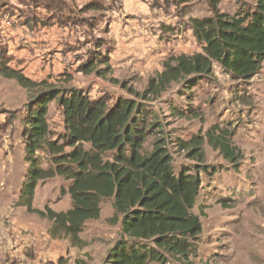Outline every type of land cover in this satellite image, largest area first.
Segmentation results:
<instances>
[{
    "label": "rangeland",
    "instance_id": "rangeland-1",
    "mask_svg": "<svg viewBox=\"0 0 264 264\" xmlns=\"http://www.w3.org/2000/svg\"><path fill=\"white\" fill-rule=\"evenodd\" d=\"M10 2L0 0V19L10 15L6 24L12 28L19 14L28 28L59 25L74 34L68 57L42 62L20 57L15 54L20 50L14 49L8 55L11 65L22 66L25 76L37 83L81 90L91 99L104 96L110 104L119 97L132 98L129 90L144 91L170 57L200 52L189 21L212 14L210 0H20L25 6L18 10ZM255 4L256 0H221L219 11L233 15ZM0 43L8 51L4 41ZM90 63L94 71L82 72L80 67ZM180 89L173 85L159 100L147 102L156 115L150 118L155 127L146 150L155 140H165L176 170L193 166L197 163L179 144L205 136L218 125L230 131L241 155L235 166L207 141L204 144L202 166L207 172L200 173L202 186L193 209L202 233L188 264H264V65L248 81L234 80L216 67L214 75L192 91L181 95ZM33 93L0 77V264H103L121 231L112 200L102 203L98 220L85 224L79 245L62 235L52 237L50 220L17 204L29 167L20 145ZM47 118L53 133L63 132L62 109L56 101ZM10 151L12 158L6 161L5 152ZM43 158L47 169L48 158ZM69 185L60 177L41 181L33 207L68 211ZM167 264H175L174 259Z\"/></svg>",
    "mask_w": 264,
    "mask_h": 264
},
{
    "label": "trees",
    "instance_id": "trees-1",
    "mask_svg": "<svg viewBox=\"0 0 264 264\" xmlns=\"http://www.w3.org/2000/svg\"><path fill=\"white\" fill-rule=\"evenodd\" d=\"M220 1L210 0V16L189 21L200 52L170 57L144 91L129 90L132 98L119 97L112 104L104 96L91 99L81 90L33 81L11 66L7 48L0 43V77L34 92L23 120L24 161L29 167L17 204L50 220L52 237L62 235L79 245L85 224L98 220L102 203L112 200L121 231L103 264H167L171 259L175 264L190 263L202 233L193 209L202 186L200 173L207 172L202 166L204 144L207 141L235 166L241 155L230 131L214 125L205 136L179 144L197 164L176 170L165 140H155L150 151L145 148L155 127L150 118L156 115L147 102L159 100L173 85H180V94L185 95L213 76L216 67L242 81L262 70L264 0L233 15L219 11ZM91 66L80 69L93 72ZM54 101L62 109L60 134L53 133L47 118ZM43 155L48 158L47 169ZM56 177L70 182L71 209L59 213L35 209L39 183Z\"/></svg>",
    "mask_w": 264,
    "mask_h": 264
},
{
    "label": "crops",
    "instance_id": "crops-1",
    "mask_svg": "<svg viewBox=\"0 0 264 264\" xmlns=\"http://www.w3.org/2000/svg\"><path fill=\"white\" fill-rule=\"evenodd\" d=\"M15 9H23L24 4L20 0H9ZM11 5V4H10ZM11 17L5 15L0 19V42L4 41V44L8 46V55L14 53V49H19V52H15L16 55L26 59H35L37 61L49 62L51 59L57 60L61 56H70L68 53L72 50L73 43L70 39H74V34L70 32L68 28H61L59 25L47 26L38 25V28H28V25L24 22L23 18L16 15L13 21L15 27L6 24ZM13 19V18H12ZM11 64V63H10ZM12 66V65H11ZM15 69H22V66H12ZM2 95L6 94V91L1 90ZM4 121L5 120H1ZM22 143V142H21ZM20 146H24L21 144ZM0 151L3 149L0 146ZM12 151L5 152L7 160H10Z\"/></svg>",
    "mask_w": 264,
    "mask_h": 264
}]
</instances>
